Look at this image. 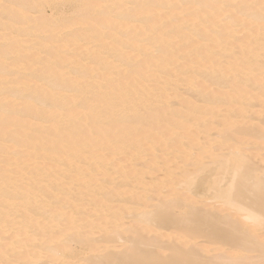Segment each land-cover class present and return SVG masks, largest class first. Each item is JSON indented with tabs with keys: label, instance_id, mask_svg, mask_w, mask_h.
Wrapping results in <instances>:
<instances>
[{
	"label": "bare ground",
	"instance_id": "6f19581e",
	"mask_svg": "<svg viewBox=\"0 0 264 264\" xmlns=\"http://www.w3.org/2000/svg\"><path fill=\"white\" fill-rule=\"evenodd\" d=\"M0 264H264V0H0Z\"/></svg>",
	"mask_w": 264,
	"mask_h": 264
},
{
	"label": "rangeland",
	"instance_id": "374dc122",
	"mask_svg": "<svg viewBox=\"0 0 264 264\" xmlns=\"http://www.w3.org/2000/svg\"><path fill=\"white\" fill-rule=\"evenodd\" d=\"M52 13H53V12H52V10H51V9H49V8H48V9H46V14H47L46 16H47V17L51 16V15H52ZM215 133H216V132H213V133H212V135H213V134H215ZM261 154H263V152H262ZM254 161H256V160H254ZM257 162H259V161H257Z\"/></svg>",
	"mask_w": 264,
	"mask_h": 264
}]
</instances>
